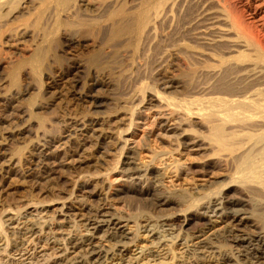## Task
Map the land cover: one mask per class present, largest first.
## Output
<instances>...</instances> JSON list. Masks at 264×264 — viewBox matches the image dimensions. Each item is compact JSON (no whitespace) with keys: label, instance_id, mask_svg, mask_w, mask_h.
<instances>
[{"label":"bare ground","instance_id":"1","mask_svg":"<svg viewBox=\"0 0 264 264\" xmlns=\"http://www.w3.org/2000/svg\"><path fill=\"white\" fill-rule=\"evenodd\" d=\"M0 80V101L28 96L27 124L4 138L35 139L33 183L51 181L55 162L97 172L100 158L124 156L112 196L129 210L63 205L73 221L64 230L2 212L0 264H264V0H0ZM145 100L161 108L155 128L168 142L150 134L124 154L121 134ZM179 137L215 158L204 170L221 181L163 184L153 162L170 143L177 151ZM21 153L0 145V192L1 172H15ZM75 178L72 190L102 196L91 177ZM217 219L223 229L194 236Z\"/></svg>","mask_w":264,"mask_h":264},{"label":"rangeland","instance_id":"2","mask_svg":"<svg viewBox=\"0 0 264 264\" xmlns=\"http://www.w3.org/2000/svg\"><path fill=\"white\" fill-rule=\"evenodd\" d=\"M11 55H7L8 58L12 57L9 61L14 60L15 58L13 54ZM4 56L6 55L4 54ZM172 75H174V73H172ZM1 82L3 81L0 80V96L3 95V87L5 86L4 83L1 84ZM108 91H106V93H108ZM109 92L110 93L107 95L104 93L103 96L106 98L114 96V93H111L112 91ZM26 100H28V96H25L20 100L11 99L7 102L4 100L0 101V145L7 144L10 148L17 147L22 149L20 159L15 167V172H10L9 174L1 172V175L3 176V179L1 180L3 181V188L0 192V215L2 212L4 214L9 211L18 214V216L21 217L22 222H24V220H28L29 222L46 221L51 223L50 227L53 228V230H64L73 225L72 220H69L68 218L64 220L62 219L63 217L60 216L59 213L61 212L63 205H69L76 209H84L85 207L94 208V206L103 203L102 207L104 210L127 216L129 214L128 207L124 205L121 200H116L112 196L114 188L123 185L126 178L121 172V168L123 167L121 162L124 160V156L118 158L109 155L100 158L99 162L96 164L98 165L96 169L98 174H96L97 172H94L95 170L90 167L84 168L82 171L73 170L71 168H68L67 170V167L60 166L55 162L52 166L55 173L52 175L53 179L51 181L43 180L37 185L33 183L35 180L33 174L38 171V166H36V157H30L29 155L30 148L35 139L28 134L23 135L12 142L7 141L4 138L5 132L10 128L17 129L27 124L25 122L26 118L23 117L22 114V109L27 102ZM134 104V125L129 131L121 134L118 147L124 145V139L127 140L123 151L125 154L130 148H139L144 141V137L150 134H153V136L155 135L157 140L161 138L163 142L165 141L167 143L168 141L159 135L161 132L155 128L156 122L162 118V115L160 114L161 108L153 103V105H148L146 100L140 104H137L136 102ZM19 110H21V112ZM35 111L41 112L40 110ZM77 115L78 116L76 117H80L79 114ZM193 121H195V119H193ZM173 128L174 125L172 126L171 123H168L166 126V130L168 131ZM185 138L190 139L191 137H184V139ZM179 139L182 143L177 151L173 150L175 148V142L170 143L171 146H165L166 148L169 147L168 149L171 152L170 155L166 154L158 158V161L155 160L153 162V166L165 173L163 184L168 186L170 190H178L182 188L200 189L201 186L205 187L213 182L221 181L222 176L216 169H213L214 171L216 170L215 172H213V170L212 172H208L206 168L204 170L205 164L214 162L215 158L206 156L205 158V152L202 147H192L191 145L194 144L187 145L188 141H186V146H184V139H182V137H179ZM189 142L191 143L192 141ZM156 146L151 143V147L155 148ZM51 150L53 151L54 148L51 147ZM150 156L151 154L146 149L141 150L138 162H143L144 164L148 163L151 159ZM175 164L178 166L179 170L176 175L173 170ZM79 173L91 177L93 188L97 189L98 192L100 191L102 196L98 198L87 197V195L79 192L77 189L72 190V188H74L73 180L76 179L75 176ZM150 209L153 210L154 208L150 207ZM212 215L213 214H209V216L214 219ZM235 223L236 222L233 223L234 226H230L233 231L238 230V228L235 227ZM128 226L131 227V223H129ZM224 226L225 224L221 223V219H217V226L215 229L211 230L203 237L196 233H194V236H197L198 240H203L213 232L220 231ZM195 227L196 226L191 228V233L196 230ZM248 229L250 228H240L242 233H247ZM139 240L144 239L142 238ZM38 241L39 240H36V243H38ZM144 241L145 244H147V247H149L148 240L146 239ZM190 241H192L189 242V246L191 247L196 240L191 239ZM39 250L40 249H38V251ZM235 251L236 250H234V253L237 254ZM16 258L17 257H15V259ZM165 264H169V262Z\"/></svg>","mask_w":264,"mask_h":264}]
</instances>
